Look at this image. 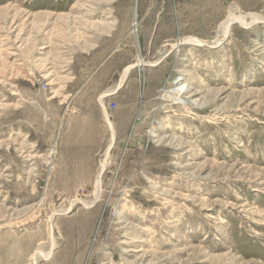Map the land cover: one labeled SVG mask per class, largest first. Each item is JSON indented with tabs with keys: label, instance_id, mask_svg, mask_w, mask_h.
I'll return each mask as SVG.
<instances>
[{
	"label": "rangeland",
	"instance_id": "1",
	"mask_svg": "<svg viewBox=\"0 0 264 264\" xmlns=\"http://www.w3.org/2000/svg\"><path fill=\"white\" fill-rule=\"evenodd\" d=\"M136 2L0 0V264H264V0Z\"/></svg>",
	"mask_w": 264,
	"mask_h": 264
},
{
	"label": "bare ground",
	"instance_id": "2",
	"mask_svg": "<svg viewBox=\"0 0 264 264\" xmlns=\"http://www.w3.org/2000/svg\"><path fill=\"white\" fill-rule=\"evenodd\" d=\"M138 8H139V0H137V2H136V8H135V14H134V18L136 19V17H137V14H138ZM252 17H253V15H252ZM257 17V16H256ZM233 18H235L232 14H228L227 16H226V18L224 19V21L220 24V29H221V32L224 34V36L226 35V32H227V30H228V28H229V26H230V23L232 22V20H233ZM182 41H184V42H188V43H190V42H196L197 44H200L201 42H200V40H197V39H191L190 37H188V38H186V39H183V40H181L180 42L182 43ZM180 44V43H179ZM179 44H176V46L177 45H179ZM138 62L137 63H139L140 65H144L145 64V62H144V60L141 58V56H139L138 57V60H137ZM132 67V65H130V66H128V67H126L125 69H124V72H123V76H122V78H121V82L125 79V77H126V75H127V73H128V71H129V68H131ZM185 85H187V84H185V83H181V82H176L175 83V86L174 87H172L171 88V92L172 93H174V96H176V100L178 101V102H181L182 103V98H181V95H183V94H185V92L187 91L186 89V87H185ZM106 93H108V92H103L101 95H100V99H102V97L106 94ZM112 141V140H111ZM111 144V143H110ZM110 144H109V146H110ZM109 146H108V148H109ZM101 172H102V167L100 168V170L98 171V174H97V176H96V181H95V183H96V190H97V193H98V188H99V185H100V175H101ZM75 202H77V199H74L73 201H72V204H74ZM84 203H86V207H91V206H93L94 204H95V200H92V201H89V202H84ZM69 208L70 207H68V208H66V209H64V211L66 212V211H68L69 210ZM54 245V244H53ZM51 251H52V248H49L48 249V251L45 253V256L48 258L50 255H51ZM40 255V251H36L35 253H34V262H35V260H36V258L38 257Z\"/></svg>",
	"mask_w": 264,
	"mask_h": 264
}]
</instances>
